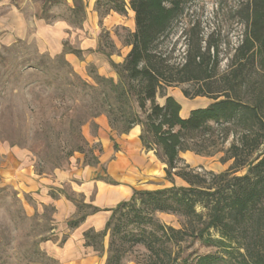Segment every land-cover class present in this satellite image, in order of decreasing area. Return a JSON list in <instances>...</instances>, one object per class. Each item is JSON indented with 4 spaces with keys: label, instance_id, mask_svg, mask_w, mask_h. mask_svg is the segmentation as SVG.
I'll list each match as a JSON object with an SVG mask.
<instances>
[{
    "label": "trees",
    "instance_id": "1",
    "mask_svg": "<svg viewBox=\"0 0 264 264\" xmlns=\"http://www.w3.org/2000/svg\"><path fill=\"white\" fill-rule=\"evenodd\" d=\"M43 1V13L45 7L60 4L57 0L48 8L50 0ZM188 1L95 0L94 10L100 15L133 13L134 30L124 38L129 51L121 64L110 62L115 78L100 76L93 68L91 83L65 77L64 92L71 104L77 101L74 96L85 99L86 114L76 121V128L101 115L110 131L119 135L139 127L142 148L153 151L165 165L167 180L173 184L178 178L186 184L133 191L129 200L105 210L110 216L103 230L83 233V246L95 252L103 251L108 237L104 264H124L135 248L144 251L137 264H264V0H248L237 11L242 32L231 50L225 45L223 70L220 32L213 30L204 39L197 21L183 25L186 44L176 61L175 44L169 46L168 39L181 23ZM68 12L64 21L81 27L83 0H73ZM39 18L49 23L63 19ZM67 49L65 46L60 55L49 60L40 57L39 69L29 76L48 74L50 62L58 66L52 67L56 74H52V82H45L46 87L55 79L63 80L59 73L69 69L64 60ZM182 84L193 88L192 93L182 90L184 98L211 100L208 106L191 110L185 119L180 116V104L167 95V89ZM158 97L163 98L162 104L157 103ZM73 124L71 119L68 129L74 143L65 157L83 150L84 141L72 132ZM229 137L230 146L221 159L222 163L231 162L226 171L200 174L183 165L180 153L212 156L218 152L217 141L223 144ZM243 170V175H236ZM99 211L92 208L68 227L76 229ZM157 214L180 218L181 228L162 224ZM194 244L216 252L185 254Z\"/></svg>",
    "mask_w": 264,
    "mask_h": 264
},
{
    "label": "rangeland",
    "instance_id": "2",
    "mask_svg": "<svg viewBox=\"0 0 264 264\" xmlns=\"http://www.w3.org/2000/svg\"><path fill=\"white\" fill-rule=\"evenodd\" d=\"M54 1L57 0H50L46 6L49 8V4ZM92 1L83 0L85 20L79 28L64 21L69 17L68 8L73 6V0H59V5L49 9L45 7V13L42 12L43 0L9 1V7L26 17L42 15L63 18L51 23L43 22L51 27L57 23L63 26L58 38L63 49L68 47L64 60L69 65V71L61 70L59 75L63 80L55 79L51 86L46 87L45 82H52V74H56L52 67L58 64L47 62L51 68L48 74L29 75L35 74L36 68L39 69L40 57L45 56L47 60L56 57L47 52L49 41L45 50L33 41H18L12 46L0 48V143L25 154L35 173L40 176L53 178L55 173L69 176L47 188L52 202L46 205L40 203L35 195L13 185L0 186V264H66L73 257L77 260L75 264H104L108 237L104 239L102 252L85 248L84 241L77 238L72 239L68 248H64L74 234V229H70L68 224L89 214L92 208L101 209L108 204L99 195L97 184L127 186L130 194L120 202L129 200L133 191H155L172 185L186 186L178 178H174L173 184L167 180L165 165L153 151L142 148L138 139L139 127H134L128 134L119 135L110 131L105 116L101 115L92 122L86 121L79 129L76 128V121L84 119L86 114L83 108L85 99L79 95L74 96L77 101L71 104L69 95L64 92L65 77L69 81L80 79L91 83L90 71L93 68L94 73L100 76L115 78L110 62H123L129 51L124 45V38L134 30L131 11L125 16L113 12L103 16L94 10ZM247 1L189 0L181 23L168 39L169 46L175 44L176 61H180L179 55L186 44L182 35L183 25L187 27L189 22L197 21L203 29L204 39L213 30L220 32V69L223 70L227 63L225 45L229 50L236 46L242 32L237 11ZM83 42L90 44L88 49L81 48ZM69 50H79L81 54ZM182 90L193 92L191 85L182 84L167 89V95L180 104L183 116L192 108L206 107L211 103V100L202 97L186 99ZM156 101L162 104L163 98L158 97ZM71 119L75 127L72 132L79 133L84 141L83 150L82 153L75 152L71 157H65L74 143V136L68 129ZM231 139L229 137L223 144L217 141L218 152L212 156L184 152L179 157L183 165H188L196 173L224 172L231 162L222 163L221 159ZM244 173L245 170L236 175ZM87 184L90 189L85 192ZM61 208L69 209L66 220L63 216L59 218ZM156 218L166 226L181 228L182 221L176 216L157 214ZM191 252L200 255L216 252V249L194 244L187 247L185 254ZM143 254L141 248L133 249L124 264H137L136 261Z\"/></svg>",
    "mask_w": 264,
    "mask_h": 264
},
{
    "label": "crops",
    "instance_id": "3",
    "mask_svg": "<svg viewBox=\"0 0 264 264\" xmlns=\"http://www.w3.org/2000/svg\"><path fill=\"white\" fill-rule=\"evenodd\" d=\"M9 1L10 0H0V48L2 46H12L18 41H33L40 44L44 48L43 50H45V45L49 41L47 52L55 56L61 54L63 48L58 37L63 26L57 23L51 27L47 26L43 22V19L39 17H26L15 8L9 7ZM93 1L92 3L95 4ZM53 32H55V34ZM89 46L90 44L83 42L81 48L88 49ZM193 109L196 108H192L191 110ZM191 110H189L185 116L180 112L181 118H187ZM29 163L25 154L18 149L8 148L0 143V186L6 187L13 185L21 191L35 195L40 203L44 205L50 204L52 201L47 192V188L66 180L69 175L65 173H55L53 178L40 176L35 173ZM96 187L99 195L105 198L104 202L108 204L99 209V212L87 216L85 220L74 229L73 236L65 243V249L68 248V245L72 244V239L77 238L83 240V233L87 230H103L110 216V212L105 210L112 209L111 207L113 205H117L122 198L130 194V189L123 184L111 186L105 183H99ZM89 189L90 185H85L84 191L88 192ZM65 209L66 210L63 208L59 209L58 213L59 218L63 216L64 220H66L69 213V209ZM74 258L75 257L67 260L65 263L75 264L77 260Z\"/></svg>",
    "mask_w": 264,
    "mask_h": 264
}]
</instances>
